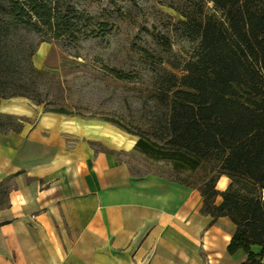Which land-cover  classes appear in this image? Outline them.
Here are the masks:
<instances>
[{
    "label": "crops",
    "instance_id": "0c3cea01",
    "mask_svg": "<svg viewBox=\"0 0 264 264\" xmlns=\"http://www.w3.org/2000/svg\"><path fill=\"white\" fill-rule=\"evenodd\" d=\"M3 103L2 115L17 116V104ZM54 117L64 118L43 114L21 134H0V264L247 263L243 252L228 254L236 227L202 214L198 188L134 177L108 153L134 151V139L133 148H118L86 139V124ZM99 142L108 150L97 152ZM229 185L222 176L216 190Z\"/></svg>",
    "mask_w": 264,
    "mask_h": 264
},
{
    "label": "trees",
    "instance_id": "16d2710c",
    "mask_svg": "<svg viewBox=\"0 0 264 264\" xmlns=\"http://www.w3.org/2000/svg\"><path fill=\"white\" fill-rule=\"evenodd\" d=\"M76 1L86 0H0V105L16 98L38 107L46 104L36 89L48 73L34 67L39 46L29 43V38L46 32L59 41L71 35L72 25L60 31V22L65 9ZM205 1L213 4L222 19L208 16L201 24L200 53L185 69L187 75L179 78L165 72L167 85L158 84L154 90L169 110L171 140L160 148L140 138L134 151L152 156L158 147L160 159L172 163L179 174L195 173L204 162L214 160L216 180L199 187L177 183L199 189L203 215L214 221L228 218L235 225L228 248L231 257L243 252L248 256L246 264H264V0ZM6 21L8 28L24 35L16 59L6 49ZM105 72L130 84L138 79L109 69ZM44 114L82 117L65 108L47 109ZM26 125L36 124L0 113L1 135L21 134ZM222 176L230 185L221 194L216 186ZM219 196L223 202L216 206ZM254 247L262 249L261 255L252 252Z\"/></svg>",
    "mask_w": 264,
    "mask_h": 264
},
{
    "label": "rangeland",
    "instance_id": "374dc122",
    "mask_svg": "<svg viewBox=\"0 0 264 264\" xmlns=\"http://www.w3.org/2000/svg\"><path fill=\"white\" fill-rule=\"evenodd\" d=\"M208 16L222 19L205 0L73 2L63 12L59 29L67 30L71 24L72 38L69 35L57 41L46 32L29 38V43L39 46L32 60L34 67L48 73L36 89L46 104L38 107L28 99L16 98L3 105L17 104L11 107L13 111L17 108L15 117L36 125L45 110L65 108L82 117H54L62 124L81 122L87 127L110 128L137 143L143 138L151 146L165 148L171 140L167 133L169 110L154 90L158 84L167 85L165 72L179 78L187 75L185 69L198 59L200 26ZM8 24L6 21V49L16 59L24 35H17ZM105 69L138 79L133 84L116 81ZM31 112H35L33 117ZM85 138L93 136L87 132ZM92 146L97 152L108 150L101 142ZM158 147L152 156L118 150L117 158L134 177L156 175L198 187L217 179L214 160L204 162L195 173L179 174L172 163L160 159Z\"/></svg>",
    "mask_w": 264,
    "mask_h": 264
},
{
    "label": "bare ground",
    "instance_id": "6f19581e",
    "mask_svg": "<svg viewBox=\"0 0 264 264\" xmlns=\"http://www.w3.org/2000/svg\"><path fill=\"white\" fill-rule=\"evenodd\" d=\"M85 130L93 137L105 141L118 148L131 149L134 147L135 142L128 140L124 135L114 131L113 129L104 127H86Z\"/></svg>",
    "mask_w": 264,
    "mask_h": 264
}]
</instances>
